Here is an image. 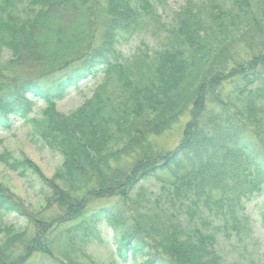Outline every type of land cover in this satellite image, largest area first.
Returning a JSON list of instances; mask_svg holds the SVG:
<instances>
[{
    "label": "trees",
    "instance_id": "obj_1",
    "mask_svg": "<svg viewBox=\"0 0 264 264\" xmlns=\"http://www.w3.org/2000/svg\"><path fill=\"white\" fill-rule=\"evenodd\" d=\"M167 1L0 0V55L12 54L0 62V130L22 122L63 159L49 179L28 156L0 154L46 206L0 184V234L9 215L27 225L0 244V264H81L75 246L105 247V226L123 264H226L211 223L194 218L213 203L237 229L243 201L263 189L264 0ZM150 34L160 48L124 53ZM24 62L36 70L21 76ZM98 75L78 111L56 110ZM185 119L175 149L154 143ZM150 180L163 186L148 197ZM104 198L115 201L91 207Z\"/></svg>",
    "mask_w": 264,
    "mask_h": 264
},
{
    "label": "rangeland",
    "instance_id": "obj_2",
    "mask_svg": "<svg viewBox=\"0 0 264 264\" xmlns=\"http://www.w3.org/2000/svg\"><path fill=\"white\" fill-rule=\"evenodd\" d=\"M136 0H132L134 3ZM187 0H168V6L176 9L180 4ZM201 1V0H196ZM131 2V3H132ZM159 37L150 35L139 36L130 41L129 46L124 50L127 56H131L143 46V42H146L149 49L160 48ZM11 51L3 49L0 55V62L10 60ZM17 65V64H15ZM37 64L24 62L19 64L16 68L20 71V75L24 76L27 73L34 72V67ZM36 70V69H35ZM16 73V72H15ZM106 81L105 75H98L96 80L89 81L88 83H82L78 90H75L67 96L64 101L57 102L56 110L68 115L78 111L89 98L95 93L99 86ZM47 104L38 101L34 107V116L42 113L46 110ZM188 119H185L169 130L165 134L155 137L154 143L161 148L172 150L176 148L183 136L184 124ZM31 129L28 125H24L22 122L15 124L12 131L0 130V154L11 152V155L20 157L26 155L29 159L40 168L46 177L54 178L55 172L62 165V156L60 154L53 153L49 148L39 141L34 140L30 136ZM35 180L30 177L28 180L19 176L8 166L4 165L0 161V184L6 190H9L15 197L20 199L24 206L34 211H43L46 209L43 198L37 196V185ZM162 183L157 180H150L144 183V190L148 197L152 194L161 192ZM221 198L220 193H215L212 199L214 202ZM115 199L104 198V200H94L91 202V207H103L104 205L112 204ZM245 210L238 215L237 229L234 227L232 217L227 214V210H220L213 203L206 207L200 206V212L195 216L194 221L196 223L201 222V218L211 223L209 228L210 233L215 235L217 246L216 249L222 256L226 264H264V228H263V216H264V185L262 192L254 196L251 200L243 201ZM56 209V208H54ZM59 213V210H49L46 215H55ZM56 213V214H57ZM5 224L9 228L11 235L20 234L25 231L27 225L23 220H16L12 215L5 218ZM184 219L186 217L184 216ZM200 221V222H199ZM8 232V233H9ZM34 232V228L30 230ZM103 236L106 241L105 247H97L91 245H76V251L73 252L77 256L76 258L81 264H123L118 257L114 255V247L111 245L113 241V233L107 227L102 228ZM8 234V235H10ZM7 233L0 234V244L5 243L8 239ZM38 258V255L36 256ZM139 264V263H134Z\"/></svg>",
    "mask_w": 264,
    "mask_h": 264
}]
</instances>
